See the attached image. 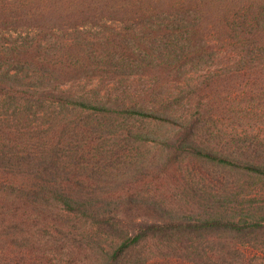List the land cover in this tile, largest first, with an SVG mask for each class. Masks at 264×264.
Wrapping results in <instances>:
<instances>
[{
	"label": "trees",
	"instance_id": "trees-1",
	"mask_svg": "<svg viewBox=\"0 0 264 264\" xmlns=\"http://www.w3.org/2000/svg\"><path fill=\"white\" fill-rule=\"evenodd\" d=\"M105 19L155 27L99 36L101 55L83 37ZM0 35V264H262L239 242L264 240V136H223L219 118L239 86L264 97V0H0ZM93 67L166 81L73 85ZM112 137L160 145L138 179L182 178L187 158L226 174L181 183L195 213L171 196L143 212L160 197L113 194L99 171Z\"/></svg>",
	"mask_w": 264,
	"mask_h": 264
},
{
	"label": "rangeland",
	"instance_id": "rangeland-1",
	"mask_svg": "<svg viewBox=\"0 0 264 264\" xmlns=\"http://www.w3.org/2000/svg\"><path fill=\"white\" fill-rule=\"evenodd\" d=\"M140 21V22H139ZM126 22L121 23L118 20H109L105 19L100 24H94V23H87L85 25L84 29V37L89 40L90 38H95L94 42L95 45H93L92 48L97 50L101 53V55L105 52V55L108 54V50L106 48V45L103 44V41L100 43L99 36H103L105 33H115L116 35L123 33L124 28L126 27H135L138 30H140L141 25L144 28L148 27H155V22L151 24L150 21L144 20V19H138L135 21H130L128 24H125ZM142 23L149 25H145V27ZM151 24V25H150ZM84 28V27H82ZM148 30V29H147ZM149 31V30H148ZM132 33V37H134L132 30L129 31ZM150 32V31H149ZM70 34H72L73 38L76 37L78 34L75 31H62L60 34H58L57 37L62 39L63 37H69ZM1 36V35H0ZM56 37V38H57ZM159 37V41L161 43H164L165 40L163 39V36H156ZM1 40H3V37H0ZM135 43L136 47H139L141 41L137 39H132ZM99 44V45H98ZM163 45V44H162ZM111 51V50H109ZM112 52V51H111ZM144 57V56H143ZM103 63L108 62L109 58L106 56H103L102 58ZM118 64L115 65L114 70L119 69ZM99 67L97 70L93 67L92 69H87L85 72H88L90 74L96 73L95 77H84L83 80H80L82 83H77L73 85H76V87H83L84 83L88 84L91 83L90 87L97 88V89H103L104 92L107 90V87L109 84H112V88L120 87L121 90L128 88V90L131 91L132 95L138 93V89H142L146 85H150L153 83L159 84L165 83V79L162 77H166L164 75H161L160 78H157L155 80L154 78H150V75L145 73H139L137 75L132 76L131 78L119 77L118 80L121 82L115 83L116 81L110 75L109 73L105 72L108 70V67L103 68ZM83 72V71H82ZM87 73V74H88ZM199 73H194L193 80H196L199 77ZM91 76V75H90ZM118 82V81H117ZM107 85V86H105ZM111 85V86H112ZM104 86V87H103ZM111 86L109 88H111ZM244 86H239L235 90L233 94H229L226 99H228L227 102V109H224L223 117L219 118V121L224 125L221 128L223 129V132L229 137H231L232 134L237 132H242L243 134L250 133L253 136H256L257 134H260L264 136V97L260 95H254L253 93L249 92V89L246 88L245 91L249 92H242L244 89ZM111 90V89H108ZM239 90V91H238ZM253 92H256V90L253 89ZM259 94V93H258ZM225 96V95H224ZM138 127H145L146 125L138 124ZM221 126V125H220ZM159 130H162L160 134L169 133L170 131L174 130V127L170 128H158ZM169 129V130H167ZM157 130V129H156ZM228 138V137H227ZM105 141V140H104ZM220 142V145H225L224 141H217ZM216 144V143H215ZM100 150L105 154L104 159L101 161V169H99L100 173H102V178L106 179L109 178L110 180L114 181L115 183L117 181L122 182V180H125L126 175L128 173H131V177L133 176L132 180L130 181L132 184L127 183H114V187H112L113 194H124L129 195L132 194L136 197H146L148 198V193L150 192L152 196L160 197L161 200L158 198H148V202L140 201V207L145 210H148L150 207H155L151 205V203L154 202H160L163 205H167L169 208H173L174 204L168 203L169 200H172V198L175 200V202L181 203L180 207H185L186 210L189 213H195V206L193 203L186 204L184 201H182V195H185L187 192L188 186L181 185V183H190L191 186L188 189L195 188L198 189L197 193L202 194L200 191L204 187L208 186V181L210 180L211 176H216L217 178H223V174L225 173V170L220 167L209 168V167H203L197 160L187 158L183 162L184 164V176L182 178H175L171 175H162L161 177H152L147 176L146 178L138 179L139 176L142 174L140 172V169L143 167L140 165V163H145L144 161H147L148 159H151V157H154V155H158L160 145L156 141H142V140H136L133 137L130 139H117V138H109L107 139L104 144H99ZM84 149V148H83ZM94 149L96 151H93L94 153H97V147L94 146ZM138 179V180H137ZM137 180V181H136ZM184 186V187H183ZM106 190V188H104ZM109 190V189H108ZM170 196L172 197L170 199ZM255 200H262L260 197L255 196ZM153 200V201H152ZM188 200L191 202L192 200L188 198ZM165 201V202H163ZM137 203V204H138ZM137 204H134L135 206ZM156 204V203H155ZM159 204V203H158ZM161 205V204H159ZM164 205V206H165ZM239 247L241 250L247 255L248 252H246L247 248L251 251V255L248 257V261H253L255 263H262L264 264V240L260 242H253V243H247L243 244L244 242H239ZM248 246V247H247ZM241 259L242 256L240 254H236Z\"/></svg>",
	"mask_w": 264,
	"mask_h": 264
}]
</instances>
